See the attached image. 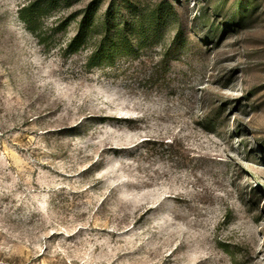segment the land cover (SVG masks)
Returning <instances> with one entry per match:
<instances>
[{
    "label": "rangeland",
    "instance_id": "obj_1",
    "mask_svg": "<svg viewBox=\"0 0 264 264\" xmlns=\"http://www.w3.org/2000/svg\"><path fill=\"white\" fill-rule=\"evenodd\" d=\"M0 264H264V0H0Z\"/></svg>",
    "mask_w": 264,
    "mask_h": 264
},
{
    "label": "trees",
    "instance_id": "obj_2",
    "mask_svg": "<svg viewBox=\"0 0 264 264\" xmlns=\"http://www.w3.org/2000/svg\"><path fill=\"white\" fill-rule=\"evenodd\" d=\"M32 6H28V7H24L20 10V18L23 20V22L25 23V25L28 27V29H30V31H32L33 34H37L35 33L36 31L31 27V25L33 24V13H32ZM104 26V25H103ZM36 36H38V38L41 36L39 34H37ZM82 32H78V34L73 38V40L71 41L70 46L72 47L73 45L80 43V41L82 40ZM104 49H98L96 51H94L91 55V60H94L95 58H101L104 54ZM93 65V63H89V66Z\"/></svg>",
    "mask_w": 264,
    "mask_h": 264
}]
</instances>
